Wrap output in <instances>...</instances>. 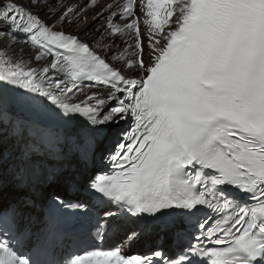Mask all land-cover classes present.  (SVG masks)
Segmentation results:
<instances>
[{"label": "snow or ice", "instance_id": "6c2138e0", "mask_svg": "<svg viewBox=\"0 0 264 264\" xmlns=\"http://www.w3.org/2000/svg\"><path fill=\"white\" fill-rule=\"evenodd\" d=\"M29 3L0 0V85L9 86L0 87V121L12 123L18 140L27 130L38 141L24 144L11 166L20 184L39 176L43 162L35 157L59 156L62 142L89 162L122 121L131 126L114 133V149L99 153L110 165L88 184L99 195L90 203L53 195L48 230L31 247V230L20 227L16 205L0 212V264H264V0H139L146 43L137 0H115L105 6L107 26L96 41L117 49L111 62L32 10L59 13L63 24L78 18L79 5ZM87 23V16L80 19ZM22 44L34 57L26 58L22 47L8 56ZM84 81L103 85L106 95L85 93ZM12 107L68 128L77 117L87 123L73 135H54L45 123L11 121ZM109 204L117 210L102 211ZM66 209L76 210L90 230L57 260L49 237L61 229ZM153 226L196 243L178 259L161 251L124 254ZM123 229L114 248L94 247ZM205 240L223 247L208 248Z\"/></svg>", "mask_w": 264, "mask_h": 264}, {"label": "bare ground", "instance_id": "6f19581e", "mask_svg": "<svg viewBox=\"0 0 264 264\" xmlns=\"http://www.w3.org/2000/svg\"><path fill=\"white\" fill-rule=\"evenodd\" d=\"M19 3L23 4L26 7H30L29 0H18ZM57 0H48L49 4H55ZM65 3H72L73 6L79 5L78 8V18L73 19L71 22H65L63 24L57 23V17L50 16L46 9H32L34 12H38L41 20L48 24H56L55 30H66L72 33H77L81 38L87 39L89 44L94 47L97 51H99L104 57L111 61V57L117 53V49L113 48L111 51H107V49L99 46L96 41L100 38V34L103 33L104 28L107 25V21L104 19L108 14V10L106 9V5L108 3H114L115 0H64ZM97 13H102V15L97 16L96 19H93ZM137 13L140 15L141 21V29L143 34V40L147 42L146 36V25L143 23V13L140 12L139 0H137ZM87 16L88 23L87 25H80V19ZM172 19H175L173 16ZM120 23V21H119ZM79 25V26H78ZM106 42V41H105ZM116 45L120 48L124 47V43L120 39H116ZM23 48V53L25 57L28 56L34 57L35 50L31 48L29 44H22L17 46L16 48H12L7 50L8 56H11L13 52H17L20 48ZM0 51H5L3 48V42L0 41ZM132 51V49H129ZM49 57L46 60H42L36 62L33 60L32 66L35 67L37 65H45L48 63ZM0 65L4 64L2 60H0ZM51 74V73H50ZM9 86L4 85L3 88H8ZM90 92H98L100 91L95 89H85V93ZM83 93L77 96V99L83 97ZM90 103V101H89ZM16 111L24 112V109H19L13 107ZM5 132V133H3ZM27 130H25V134L22 139H17L16 136L12 135V125L7 124L1 125L0 128V156H3L4 163L0 165V200H10L11 198L15 203H19V198L21 197V191L19 189V181L16 178L15 171L11 169V166L16 163V158L18 157L22 147L24 144L28 143L30 140L27 137ZM70 168L64 172V174L68 173ZM9 196L8 198H6ZM14 202L12 204H14ZM1 203V202H0Z\"/></svg>", "mask_w": 264, "mask_h": 264}, {"label": "rangeland", "instance_id": "374dc122", "mask_svg": "<svg viewBox=\"0 0 264 264\" xmlns=\"http://www.w3.org/2000/svg\"><path fill=\"white\" fill-rule=\"evenodd\" d=\"M48 24V23H47ZM55 30V29H54ZM74 34H76V33H74ZM87 41V40H86ZM9 196H7L6 198H8ZM12 199V198H11ZM6 200H8V199H6ZM5 201V200H4Z\"/></svg>", "mask_w": 264, "mask_h": 264}]
</instances>
